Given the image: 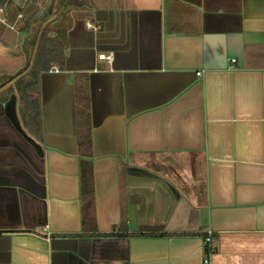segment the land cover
Segmentation results:
<instances>
[{
  "label": "crops",
  "instance_id": "0c3cea01",
  "mask_svg": "<svg viewBox=\"0 0 264 264\" xmlns=\"http://www.w3.org/2000/svg\"><path fill=\"white\" fill-rule=\"evenodd\" d=\"M64 7L40 138L0 98V264H264V0H0V82Z\"/></svg>",
  "mask_w": 264,
  "mask_h": 264
},
{
  "label": "trees",
  "instance_id": "16d2710c",
  "mask_svg": "<svg viewBox=\"0 0 264 264\" xmlns=\"http://www.w3.org/2000/svg\"><path fill=\"white\" fill-rule=\"evenodd\" d=\"M66 19L64 7L61 12H59V16L55 22L57 27L55 28L54 35H49L51 29L55 27L54 23L53 26L52 24H47L41 31L31 68L27 70L31 62L33 49L26 54L27 60L24 68L14 75L5 76L1 82V84L5 83L24 72L14 84V89L18 93L19 109L22 118L21 124L26 131L34 132L38 138H40L38 135L42 133L39 76L41 72L47 71L54 64H58L60 67L62 66L65 58L64 50L66 47ZM36 39L37 35L32 39V47L36 42ZM72 80L74 85L75 116L77 125L82 126L87 132H89V88L87 75L82 72L75 73L73 74ZM90 136V132L85 133L83 136L89 145L91 141ZM80 137L79 134V139Z\"/></svg>",
  "mask_w": 264,
  "mask_h": 264
},
{
  "label": "flooded vegetation",
  "instance_id": "af4514ba",
  "mask_svg": "<svg viewBox=\"0 0 264 264\" xmlns=\"http://www.w3.org/2000/svg\"><path fill=\"white\" fill-rule=\"evenodd\" d=\"M39 38V35L36 39V42L34 43L35 47L37 45V40ZM37 48V47H36ZM31 62H30V65L29 67L27 68V70H29L31 68ZM24 72H22L23 74ZM22 74H19L17 76H15L13 79L5 82V83H2L0 82V98H9L11 95H14L17 99H18V93L17 91L14 89V84L16 82V80L22 75ZM14 80V81H13ZM11 81H13V83H10ZM10 89V90H9ZM19 111V115H20V109H18ZM19 119L21 120L20 116H19Z\"/></svg>",
  "mask_w": 264,
  "mask_h": 264
},
{
  "label": "built area",
  "instance_id": "2783aa9c",
  "mask_svg": "<svg viewBox=\"0 0 264 264\" xmlns=\"http://www.w3.org/2000/svg\"><path fill=\"white\" fill-rule=\"evenodd\" d=\"M2 9L0 8V11ZM111 58V54H107L106 55V59H110ZM197 74H200V72H197ZM204 243H205V249H206V255L203 258V263L204 264H209L210 262V257L211 255L214 253L215 249L211 244V237H210V232L208 231V235L205 236L204 238Z\"/></svg>",
  "mask_w": 264,
  "mask_h": 264
},
{
  "label": "rangeland",
  "instance_id": "374dc122",
  "mask_svg": "<svg viewBox=\"0 0 264 264\" xmlns=\"http://www.w3.org/2000/svg\"><path fill=\"white\" fill-rule=\"evenodd\" d=\"M0 33H2L3 35H6V36H3V37H7V36H10V34H9V31L6 29V27L5 26H3L2 24H0ZM3 37H1L0 38V49L1 50H4V48H3V46H4V44L2 43V39H4ZM24 42V39L23 38H21L20 39V47H22V43ZM21 49V48H20ZM18 56V55H17ZM3 64V65H2ZM16 66V64L15 65H12L11 63L9 64V63H0V71H4L5 69H13L14 67Z\"/></svg>",
  "mask_w": 264,
  "mask_h": 264
},
{
  "label": "water",
  "instance_id": "95a60500",
  "mask_svg": "<svg viewBox=\"0 0 264 264\" xmlns=\"http://www.w3.org/2000/svg\"><path fill=\"white\" fill-rule=\"evenodd\" d=\"M37 43H38V40H37ZM36 47H37V45H36ZM36 47H35V49H34V52H33L32 58H31V64H32V62H33V60H34V56H35V52H36ZM13 81H14V80H13ZM13 81H11L10 83H13Z\"/></svg>",
  "mask_w": 264,
  "mask_h": 264
}]
</instances>
